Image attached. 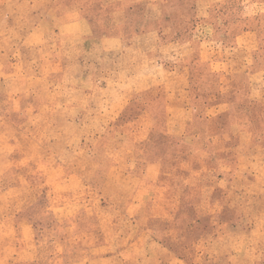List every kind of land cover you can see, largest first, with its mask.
I'll return each instance as SVG.
<instances>
[{
  "label": "rangeland",
  "instance_id": "rangeland-1",
  "mask_svg": "<svg viewBox=\"0 0 264 264\" xmlns=\"http://www.w3.org/2000/svg\"><path fill=\"white\" fill-rule=\"evenodd\" d=\"M72 1L0 0V264H264V0L165 2L199 42L178 135L160 88L83 112L123 102L56 47Z\"/></svg>",
  "mask_w": 264,
  "mask_h": 264
},
{
  "label": "crops",
  "instance_id": "crops-1",
  "mask_svg": "<svg viewBox=\"0 0 264 264\" xmlns=\"http://www.w3.org/2000/svg\"><path fill=\"white\" fill-rule=\"evenodd\" d=\"M74 1L65 14L69 34L63 42L57 38L56 47L65 48L68 64L82 69L89 80H96L104 71L100 79L108 82L110 91L99 98L123 102L114 107L105 104L101 109L83 107V112L118 114L127 102L160 88L165 114L161 128L167 134H180L190 117L188 88L193 63L189 61L196 57V35L171 36L163 20L167 0H95L90 8L83 0ZM94 7L97 14L90 15Z\"/></svg>",
  "mask_w": 264,
  "mask_h": 264
}]
</instances>
